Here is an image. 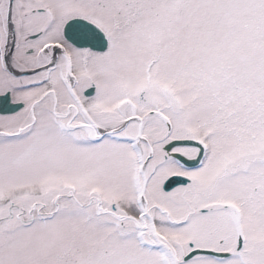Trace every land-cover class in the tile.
<instances>
[{
	"label": "snow or ice",
	"instance_id": "obj_1",
	"mask_svg": "<svg viewBox=\"0 0 264 264\" xmlns=\"http://www.w3.org/2000/svg\"><path fill=\"white\" fill-rule=\"evenodd\" d=\"M0 264H264V0H0Z\"/></svg>",
	"mask_w": 264,
	"mask_h": 264
}]
</instances>
